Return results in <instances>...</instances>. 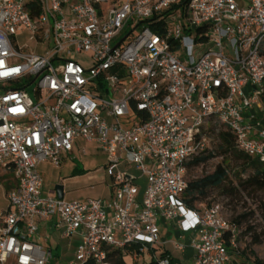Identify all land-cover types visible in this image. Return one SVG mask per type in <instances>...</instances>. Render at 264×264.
<instances>
[{
    "label": "built area",
    "instance_id": "built-area-1",
    "mask_svg": "<svg viewBox=\"0 0 264 264\" xmlns=\"http://www.w3.org/2000/svg\"><path fill=\"white\" fill-rule=\"evenodd\" d=\"M219 126L264 162V0H0V171L14 180L0 264H48L34 238L52 217L81 238L68 264L137 263L163 224L195 236L157 264H235L240 228L218 204L183 202ZM78 140L107 156V202L41 194L39 164L61 165Z\"/></svg>",
    "mask_w": 264,
    "mask_h": 264
},
{
    "label": "rangeland",
    "instance_id": "rangeland-1",
    "mask_svg": "<svg viewBox=\"0 0 264 264\" xmlns=\"http://www.w3.org/2000/svg\"><path fill=\"white\" fill-rule=\"evenodd\" d=\"M131 30L132 27L126 29L125 32L129 33ZM137 34L138 30H134L128 40H131ZM20 43H28L27 38L22 36L20 38ZM27 92L31 95V87L27 88ZM217 128L224 129L222 126ZM219 145L220 143L216 133L211 131L210 140H208L206 146L214 153V157L204 164L188 169L186 174L188 181L210 174L218 165H221L225 157L219 154ZM106 162V154L103 153L96 144H88L79 140L77 141L74 152L70 154L68 158L61 163V165L52 166L44 164L41 165L38 170L43 179L45 192L54 190L56 185L65 184V181H67L68 193L65 194V199H103L106 198V187L111 185L110 178L105 170ZM120 169L123 170V168ZM228 169L231 170L229 172L228 180L224 183V187H236L238 189L237 195H225L223 194V190L221 188L215 189L209 193L203 204L205 205L206 202L212 205L218 204L223 216L229 221L233 220L242 213H252V216L245 222V225L254 226L256 233L264 231V190L257 191L241 189L238 185V178L240 177V179H245L249 174H251V171H247L246 173L241 172L242 166L240 163L231 161ZM129 171L136 176L140 175L137 171H135L134 167H132ZM74 173L77 174L76 176L79 177H77L78 179H70ZM8 178H11V176L8 175ZM136 184L140 188V194H142L146 186V180L141 178L136 182ZM1 191L2 190H0V193ZM161 232L168 242V248L170 251L169 254L173 258H179L180 253L173 249V244H187V235L180 238L179 235L171 231L167 232L162 229ZM239 251H244V254L236 257L235 264H252L255 257L264 259V236L261 237V243L259 245L249 246L247 241H241L239 244ZM54 254L55 253H52V264L55 261ZM155 255L157 258H160V251H156ZM152 261H155L153 255L145 252L142 258L134 264H150ZM126 263L132 264L128 258L126 259Z\"/></svg>",
    "mask_w": 264,
    "mask_h": 264
},
{
    "label": "trees",
    "instance_id": "trees-1",
    "mask_svg": "<svg viewBox=\"0 0 264 264\" xmlns=\"http://www.w3.org/2000/svg\"><path fill=\"white\" fill-rule=\"evenodd\" d=\"M217 138L219 140L218 152L223 155L221 165H218L215 170L202 176L201 178L194 180H187L186 189L183 194V202L189 209H195L198 204H203L209 193L215 189H222L223 194L235 196L238 189L236 187H224V183L228 180L231 161L240 163L242 166L241 172L246 173L251 171L245 179H240L238 174V185L242 190H264V162L258 158L250 157L243 152L239 151L234 145V139L232 135L225 129H218ZM214 157L212 151H206L198 157H195L188 165L187 171L191 167L206 163L208 160ZM237 175V174H236ZM224 188V189H223ZM204 205V204H203ZM212 204L205 203V207H210ZM252 216V213H242L235 217L230 222L236 225L242 231L237 238L239 244L244 241V237H248V245L254 246L261 243V237L264 236V231L256 233L255 227L252 225H245V222ZM245 242V241H244ZM229 245V244H227ZM244 251L239 253L242 256ZM110 264H127L126 259L120 252H110L108 254ZM150 264H157L156 261L150 262ZM252 264H264V259L254 258Z\"/></svg>",
    "mask_w": 264,
    "mask_h": 264
},
{
    "label": "crops",
    "instance_id": "crops-1",
    "mask_svg": "<svg viewBox=\"0 0 264 264\" xmlns=\"http://www.w3.org/2000/svg\"><path fill=\"white\" fill-rule=\"evenodd\" d=\"M88 144H90V143H88ZM76 145H77V141L75 142V145H74V148H73L71 154L74 152ZM69 155L70 154L66 155L64 157V160L67 159ZM44 164L52 165L48 162H43V163L39 164L38 168ZM52 166H54V165H52ZM8 175H10L11 178H8ZM76 175L77 174L74 173L72 175V178H70V179H78L79 177ZM66 182L67 181H65V184L62 182L63 183L62 186H63V200L64 201H66V202H81V201L88 199V198L82 199V200H72L71 198L69 200L65 199V194L68 193L67 192L68 185ZM58 185H61V184H58ZM13 186H14V180H13L12 175L10 173L0 171V190H2L0 193V228H1V219L4 216V214L6 213V211L8 210V202L6 199V193ZM105 190L107 192L106 198H103L101 200H104L107 202L110 200V198L112 196L113 189H112L111 185H109L106 187ZM41 194L43 197L54 196V195L56 196L54 190H50V191H46V192L44 191L43 179H42ZM38 226H39V228H38V232L34 238V243L43 247L46 251L50 252L51 259H50L48 264H52V262H51L52 261V253H55L54 254L55 255L54 256L55 261L53 264H64V263L68 264V262L70 260H72L74 252H75L77 246L81 242V238L78 235H72L68 238H64L62 236L64 228L62 225H60L58 217H52L47 221L40 222V223H38ZM161 228L166 230L167 232L171 231V232L179 235L180 238H183L185 236V235H182L178 231H173L171 228V225H169V224L161 225L160 226V235H161V241L163 244H161L160 246H157L156 249L153 252H151V255H154L156 257V255H155L156 251H160V258L163 255L170 253L169 248H168V242L164 238L165 236L162 234ZM186 235H187L188 239H191L195 236L194 234H191V235L186 234ZM173 249H174V247H173ZM191 255H192V251L189 248H187L185 258L189 259L191 257ZM175 259H178V258H175ZM10 264H13L12 260L10 261ZM186 264H190V262L187 261Z\"/></svg>",
    "mask_w": 264,
    "mask_h": 264
},
{
    "label": "water",
    "instance_id": "water-1",
    "mask_svg": "<svg viewBox=\"0 0 264 264\" xmlns=\"http://www.w3.org/2000/svg\"><path fill=\"white\" fill-rule=\"evenodd\" d=\"M54 192L56 194L57 199H63V186L62 185H56L54 187Z\"/></svg>",
    "mask_w": 264,
    "mask_h": 264
}]
</instances>
